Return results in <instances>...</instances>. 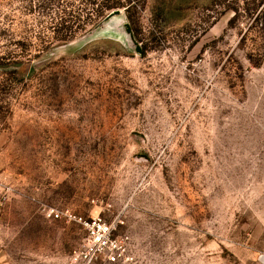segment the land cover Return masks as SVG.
<instances>
[{
  "label": "rangeland",
  "instance_id": "rangeland-1",
  "mask_svg": "<svg viewBox=\"0 0 264 264\" xmlns=\"http://www.w3.org/2000/svg\"><path fill=\"white\" fill-rule=\"evenodd\" d=\"M131 1L0 0V264H264V0Z\"/></svg>",
  "mask_w": 264,
  "mask_h": 264
},
{
  "label": "trees",
  "instance_id": "trees-1",
  "mask_svg": "<svg viewBox=\"0 0 264 264\" xmlns=\"http://www.w3.org/2000/svg\"><path fill=\"white\" fill-rule=\"evenodd\" d=\"M43 7L44 5H55L54 0H38ZM56 8L61 10V14L56 15L48 22L49 31H39L30 39L27 36L13 38L12 42L19 47L21 52H26L29 48H37V53L45 51L55 43L67 42L73 40L78 35L85 33L98 25L107 12L114 9L124 8L130 19V11L134 7L131 0H81L78 5L71 0H67L65 4ZM62 6V7H61ZM33 7L31 1L28 4V10ZM45 7H48L45 6ZM264 25V18H263ZM46 32V33H45ZM33 45V46H32ZM14 51L0 53V61L14 60Z\"/></svg>",
  "mask_w": 264,
  "mask_h": 264
},
{
  "label": "built area",
  "instance_id": "built-area-1",
  "mask_svg": "<svg viewBox=\"0 0 264 264\" xmlns=\"http://www.w3.org/2000/svg\"><path fill=\"white\" fill-rule=\"evenodd\" d=\"M62 214H63L62 212H58V211L53 210V209H52V210L50 211V213H49V215L52 216L53 218H59V217H61ZM64 214L67 215L68 217H70V214H69L68 212H65ZM92 223H95V224H97L98 226L101 225L99 219H97V220L94 219V220L92 221ZM103 226H105V225H103ZM113 246H114V244H113ZM114 259H115V257H114V256H111V260H114ZM261 259L264 260V255H261Z\"/></svg>",
  "mask_w": 264,
  "mask_h": 264
},
{
  "label": "water",
  "instance_id": "water-1",
  "mask_svg": "<svg viewBox=\"0 0 264 264\" xmlns=\"http://www.w3.org/2000/svg\"><path fill=\"white\" fill-rule=\"evenodd\" d=\"M120 9H114V10H112L111 12H110V14L109 15H112V14H116V13H120Z\"/></svg>",
  "mask_w": 264,
  "mask_h": 264
}]
</instances>
